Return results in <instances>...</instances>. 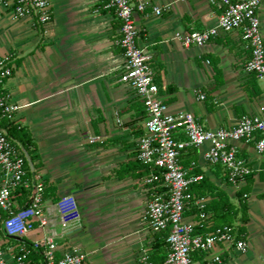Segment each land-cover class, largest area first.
Here are the masks:
<instances>
[{
	"label": "crops",
	"instance_id": "1",
	"mask_svg": "<svg viewBox=\"0 0 264 264\" xmlns=\"http://www.w3.org/2000/svg\"><path fill=\"white\" fill-rule=\"evenodd\" d=\"M145 1V12L135 13L137 45L152 55L159 94L171 113H190L205 128L216 129L234 127L243 115L259 112L263 84L257 81V95L243 70L250 54L238 34H223L202 47H185L176 36L214 27L217 0ZM50 6L52 20L45 26L31 18L17 19L10 10L0 12V59L7 57L12 67L4 89L19 107L13 122L31 135L35 156L32 169L28 164L32 174H26L29 197L19 207L12 199L13 205L28 206L35 183L54 189L42 205L47 226L36 223L23 241L48 236L58 255L85 253L84 264H141L144 253L165 259L166 240L144 220L148 194L142 180L149 172L136 156L146 111L133 90L120 82V22L103 8V0H50ZM155 6L162 9L159 16L153 14ZM261 30L264 37V10ZM236 146L254 173L243 196L247 246L241 252L220 245L215 252L222 264H264V156L252 144ZM207 148L187 151L182 165L188 169L193 163V174L208 177L237 206L235 193L246 181L239 188L221 181L217 169L205 164ZM63 195L73 196L79 209V217L67 223L60 221L56 208ZM196 201L206 206L211 198L190 197L186 222L196 220L191 210ZM10 243L13 249L18 242ZM198 255H192L191 264H205ZM11 256L7 249L6 258ZM32 260L37 263L41 257L35 254Z\"/></svg>",
	"mask_w": 264,
	"mask_h": 264
},
{
	"label": "built area",
	"instance_id": "2",
	"mask_svg": "<svg viewBox=\"0 0 264 264\" xmlns=\"http://www.w3.org/2000/svg\"><path fill=\"white\" fill-rule=\"evenodd\" d=\"M184 1V0H182ZM220 10L217 24L202 31L177 34L185 47H202L213 38L236 33L250 56L243 66L248 75H255L263 84L259 112L243 115L236 126L207 129L190 113H171L159 94L155 81L156 68L152 55L137 45L138 28L136 12H145L149 3L145 0H103V8L113 11L120 22V37L116 44L121 48L123 67L120 82L127 85L143 104L146 115L143 133L137 144V161L149 173L142 186L148 194L144 220L152 233L166 232L168 253L163 261L154 262L144 253L141 264H191L192 253L205 258V264H222V256L215 252L220 245H228L244 252L246 241L236 239L232 228L214 227L209 215L200 212L196 220L185 221V212L190 202L189 188L202 179L182 165V156L190 149L208 148L204 161L209 167H220L227 183L239 188L246 176L253 173L249 162L240 157L236 143L252 144L256 152L264 156V37L261 30L264 0H217ZM10 10L17 19L31 18L34 23L45 26L52 20L50 0H0V12ZM153 14L160 15V7H152ZM9 59H0V122L2 118L13 121L18 105L12 101L4 83L12 74ZM199 98L205 95L199 93ZM177 133L181 137L176 136ZM27 156L15 145L5 129L0 126V264H84L87 255L78 251L57 254V245L45 236L32 243L23 241L36 227L48 224L42 218L43 183H35L28 206L14 209L12 196L19 189H29L26 179ZM200 210L199 201L195 202ZM60 221L67 223L79 217L76 200L63 195L56 203ZM211 228L205 233H195L197 227ZM18 240L12 249L11 241ZM8 243V244H6ZM12 251L11 260L6 250ZM40 255L34 262L31 254Z\"/></svg>",
	"mask_w": 264,
	"mask_h": 264
},
{
	"label": "trees",
	"instance_id": "3",
	"mask_svg": "<svg viewBox=\"0 0 264 264\" xmlns=\"http://www.w3.org/2000/svg\"><path fill=\"white\" fill-rule=\"evenodd\" d=\"M8 64L10 65L9 62ZM250 77H251V85L253 86L252 87L253 90L257 95H260V90L257 86V80L255 75H250ZM156 83L158 84L157 81ZM0 93H1V85H0ZM0 126L6 130L8 136L15 145H17V142L20 144V148L22 149L23 154L27 156L32 163H34L35 161V156L33 155L34 147L29 132L24 128L18 127L16 124H14L13 121L8 120L6 118L1 119ZM26 167L28 170V174L31 175L32 172L29 169L27 160H26ZM142 167L145 168L146 173L149 172V170L145 166L142 165ZM215 168L217 169V173H215L216 176H219L221 178V181L227 183V180L223 175L221 168L220 167H215ZM253 177H254V173L246 176L245 178L246 185L236 191L235 198L237 199V203H238V205L236 206L235 204L232 203L230 196L226 193L224 189H222L219 185L212 182L210 179H208V177L203 176L200 181L194 182L190 185L189 194L192 199L210 197L211 201L201 210L193 206L191 209L192 212H194V214L196 215L199 214L200 212H204L208 214L209 220H207V222L213 220L214 227H224V226L230 227L235 232L236 239H244L246 234L245 225L248 221V217L246 216V205L244 203L243 196L245 193L249 191ZM259 177L260 179H262V172L259 174ZM53 194H54L53 188L45 187L43 198H46L48 195H53ZM28 197H29V190H26L24 188H19L13 193L12 199L17 200V206L19 207V206H23L25 200ZM16 208L14 207L15 210H17ZM239 210L241 211L240 218H238ZM205 224L206 222L201 228L197 227L195 233H205L211 230V228H205ZM161 234H162L161 238L165 240L167 237V233L163 232ZM14 242H19V241L14 240ZM35 254L36 253L31 254L32 259H35ZM193 254L198 255L199 253L194 252L192 253V255ZM201 256H199L200 259ZM150 259L154 262L159 260L156 259L155 257H151ZM163 260L164 257L160 259V261Z\"/></svg>",
	"mask_w": 264,
	"mask_h": 264
},
{
	"label": "water",
	"instance_id": "4",
	"mask_svg": "<svg viewBox=\"0 0 264 264\" xmlns=\"http://www.w3.org/2000/svg\"><path fill=\"white\" fill-rule=\"evenodd\" d=\"M28 164H29L30 168L32 169V163L30 160H28Z\"/></svg>",
	"mask_w": 264,
	"mask_h": 264
}]
</instances>
